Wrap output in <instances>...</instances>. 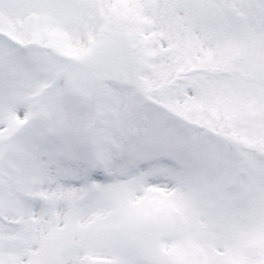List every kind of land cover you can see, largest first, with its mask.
Segmentation results:
<instances>
[{"label":"snow or ice","instance_id":"6c2138e0","mask_svg":"<svg viewBox=\"0 0 264 264\" xmlns=\"http://www.w3.org/2000/svg\"><path fill=\"white\" fill-rule=\"evenodd\" d=\"M0 264H264V0H0Z\"/></svg>","mask_w":264,"mask_h":264}]
</instances>
